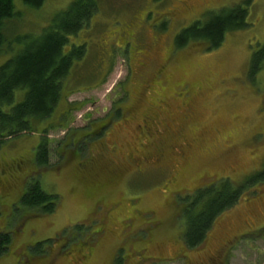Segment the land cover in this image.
Wrapping results in <instances>:
<instances>
[{
    "label": "rangeland",
    "instance_id": "rangeland-1",
    "mask_svg": "<svg viewBox=\"0 0 264 264\" xmlns=\"http://www.w3.org/2000/svg\"><path fill=\"white\" fill-rule=\"evenodd\" d=\"M246 1H101L92 27L70 38L89 56L82 82L66 91L77 90L50 119L33 122V132L0 146V233L12 235L0 264H264L263 183L216 219L203 245L181 246L184 200L264 169V63L250 76L264 47V0L247 4L248 27L218 49L175 48L182 30ZM72 2L35 9L14 0L18 16L6 26L0 67L22 48L19 38L39 36ZM24 96L18 91L15 104ZM145 117L151 136L139 128ZM43 139L49 166L39 168ZM34 180L58 196L53 214L21 205Z\"/></svg>",
    "mask_w": 264,
    "mask_h": 264
},
{
    "label": "trees",
    "instance_id": "trees-1",
    "mask_svg": "<svg viewBox=\"0 0 264 264\" xmlns=\"http://www.w3.org/2000/svg\"><path fill=\"white\" fill-rule=\"evenodd\" d=\"M101 1L73 0L67 10L57 15L39 36L26 35L18 39L22 48L0 67V146L8 139L33 132V122L50 119L60 103L67 102L77 90L66 91L69 83L82 82L78 76L79 69L89 56L85 44H69L70 38L77 39L87 27H92V19L98 13ZM25 2L31 8L39 9L45 0ZM249 3L251 0L244 2V5L212 13L205 24L195 22L176 37L175 48L182 49L192 43L203 42L207 43L209 51L218 49L229 33L248 27ZM17 16L14 0H0V49L7 42L6 26ZM263 63L264 47L252 57L251 77L262 68ZM18 91H25V96L23 101L15 104ZM70 112L66 111L65 114ZM116 115L120 117V112ZM102 127L96 133L102 132ZM49 158V144L47 139H43L35 153L36 165L39 168L48 167ZM261 183L264 184V169L244 183L236 185L228 179L221 180L218 184L198 189L192 197L184 200L186 206L182 215L186 230L182 239L185 248L192 250L203 245L216 219L238 205L245 190ZM20 203L29 211L53 214L58 206V196L47 194L34 180ZM52 242L47 240L37 244V254L42 253L41 247ZM11 243V233H0V258L9 252Z\"/></svg>",
    "mask_w": 264,
    "mask_h": 264
},
{
    "label": "flooded vegetation",
    "instance_id": "flooded-vegetation-1",
    "mask_svg": "<svg viewBox=\"0 0 264 264\" xmlns=\"http://www.w3.org/2000/svg\"><path fill=\"white\" fill-rule=\"evenodd\" d=\"M153 126H154V123H153V121L150 119V117H145L144 118V120H143V122H142V124L141 125H139V128H140V130L142 131V133L144 134V135H146V136H151L152 135V128H153ZM90 242V241H89ZM84 246H86V245H84ZM181 246H182V251H185V250H187L186 248H185V245H184V242L182 241V244H181ZM84 250H86V251H88V250H91L90 249V245H89V243L87 244V247H82ZM194 249H196V248H194ZM180 256H182V254H180ZM183 258L184 257H186V254H184L183 256H182ZM142 260H145V259H143V258H141ZM140 259V260H141ZM178 259H180L179 257H176L175 259H173L172 261L173 262H175L176 260H178ZM119 260V259H118Z\"/></svg>",
    "mask_w": 264,
    "mask_h": 264
}]
</instances>
